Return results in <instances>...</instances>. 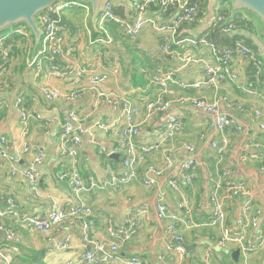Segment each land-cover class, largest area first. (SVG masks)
<instances>
[{"label":"crops","instance_id":"crops-1","mask_svg":"<svg viewBox=\"0 0 264 264\" xmlns=\"http://www.w3.org/2000/svg\"><path fill=\"white\" fill-rule=\"evenodd\" d=\"M103 0L100 5L102 9ZM114 14L122 19L136 18L134 9L139 0H114ZM200 15L195 25L183 26L182 34L187 37L207 35L217 46L231 47L236 36L258 51L243 35L247 32L264 35V26L259 24L246 11H233L230 2L221 0L215 10L213 19L204 30H199L207 16V0L200 1ZM82 7H71L60 15L61 55L57 58L42 59L41 69L29 65L38 55L42 44V22L39 28L41 36L36 44L32 33L16 26L8 35L0 34V136L7 141L10 154L14 155L24 148L33 150L39 147L45 152V160L38 168V194H32L27 180L10 175L12 165L0 160V210L4 211L12 202L21 214L36 215L44 218L54 204L66 207L67 204H84L92 210L93 226L89 230L88 240H84L80 220H70L62 228H52L48 233L24 227L9 218H0L4 228L13 230L20 238L17 253L11 254L4 243V233L0 235V250L11 254V264H87L84 255L100 253L94 246L107 250L111 242L107 234L109 223L120 226L129 219L135 220L138 229L135 235L121 244L117 259L112 264H124L132 257H138L147 264H264V242L257 244L251 253H239L237 260L231 256L236 248L220 250L216 240L220 237L218 228L209 226L212 211L210 193L217 182L227 178L242 182L256 206L264 211V161L256 158L258 148H264V130L259 128L262 119L255 116L256 110H264V90L262 98L244 94L239 84L221 83L216 87L193 89L172 85L171 93L166 96L169 108L152 117L147 116L146 105L154 101L157 90L150 83L151 78L159 72H176L180 83L194 84L204 79L206 66H214L215 58L208 47L190 48L184 44L173 46L172 52L164 54L159 51L162 33L153 26L144 27L134 40L126 38L120 27L106 23L99 24V16L94 19L92 8L81 2ZM99 11V13H100ZM84 12L85 22L79 23L80 13ZM178 8L168 11L158 6L146 9L144 17L157 25H169L178 14ZM217 17L233 21L236 32L223 36L215 22ZM88 23V24H87ZM249 23V26L247 24ZM245 24V25H242ZM26 30V37L16 30ZM201 29V28H200ZM9 31V30H8ZM111 39L106 44L105 38ZM260 57V56H259ZM55 65L59 70L69 73L68 79H59L49 73V67ZM233 69L238 72L240 84L252 82V66L235 56ZM84 69L85 75L76 78L73 70ZM106 76V80L97 85L92 78ZM55 91L58 97L49 101L45 92ZM78 92L75 101H66L62 96ZM21 97L23 106L39 120H29L23 124L19 112L15 109V100ZM202 99L216 104L219 112L226 114L234 125L223 134L215 132L210 124L214 115L196 109L191 100ZM183 100V101H181ZM129 103L137 111L134 117L139 125L136 143L139 146H154L156 149L146 155L145 162L136 170V177L125 186L115 188L106 186L88 196L76 198L71 190L58 179L62 171L76 168L86 182L92 178L95 182L108 183L111 176L120 174L122 156L106 158L100 148L108 150L113 143L111 131L99 127L101 121L112 123L120 129L124 125L123 103ZM240 106L242 110H238ZM76 113L85 130L76 163L62 155L60 127L66 114ZM178 116L183 121L182 131L169 140L164 139L167 119ZM46 121H49L47 124ZM235 127L241 131L236 132ZM227 139L229 147L218 161V155L212 142L217 147ZM184 144L195 149L189 154L182 148ZM172 151V152H169ZM167 153H171V167L161 176L154 178L151 188L143 184V179H152L147 172L149 166L161 169ZM33 154L27 153L17 163L20 169L26 168L32 161ZM189 159L194 160L196 168L190 185L182 180V166ZM175 184V188L173 187ZM181 199L188 202L190 215L185 216L178 209ZM164 204L183 221H190L193 227L186 228L176 223L174 233L167 230L169 222L156 216V206ZM242 201H235L226 206L227 224L235 226ZM69 237L71 244L65 251L56 250L51 239L60 240ZM175 238L189 247L180 258L169 246H176ZM252 242L255 238L251 237ZM210 252L208 255H205ZM163 258V260H161ZM3 264V262H2ZM94 264H100L97 260Z\"/></svg>","mask_w":264,"mask_h":264},{"label":"built area","instance_id":"built-area-1","mask_svg":"<svg viewBox=\"0 0 264 264\" xmlns=\"http://www.w3.org/2000/svg\"><path fill=\"white\" fill-rule=\"evenodd\" d=\"M200 1L201 0H139L134 7L137 16L131 20L117 17L113 12L111 1L107 0L103 3L99 13V24L101 26H104L106 23L115 24L120 27L126 38L134 40L143 31L144 27L150 25L163 34L159 46V51L161 53L169 54L172 52L173 46L184 44L190 48L199 46L208 47L215 58L214 66L205 67L204 79L191 85L180 83L174 71L159 72L154 75L150 83L156 88L157 95L154 101L146 105V112L149 117L157 113H163L169 108L170 102L166 99V96L171 93L169 88L175 84H178L182 88L191 87L193 89H201L208 86L216 87L221 83L239 84V88L244 94L262 98L264 90V60L256 54L251 46L247 45L244 39L235 38L231 47H220L211 42L207 35L192 38L182 34L184 25H195L197 23L200 15ZM150 6H158L163 12L174 7L178 8L179 12L169 25H157L154 24L152 20L144 17L146 9ZM71 7H82V5L79 1H57L49 10L40 16L42 22L41 49L38 55L30 61L29 65L36 66L37 70H40V65L43 63L42 59L46 57L57 58L61 55L62 39L60 36V15ZM215 22L219 32L223 36L234 35L237 31L233 21H226L224 17H217ZM25 31L18 29L16 33L22 37H26L28 33ZM1 41L0 39V43ZM104 42L106 44H111L112 41L106 36ZM235 56L248 62L253 68V79L249 85L240 84L239 74L232 66ZM49 73L62 80L70 77V72L61 71L55 65L49 67ZM72 74L76 78H82L85 75V70L76 69L72 71ZM105 80L106 76H96L93 77L91 81L93 85H97L103 83ZM57 97L58 93L55 91L45 92V98L49 101L55 100ZM62 97L66 101H75L79 98V94L78 92H74L63 95ZM191 102L196 109L206 114L214 115V121L210 124V127L215 132L223 134L227 128L234 125L226 114L218 111L216 104L207 103L202 99L191 100ZM237 108L238 110H242L240 106H237ZM15 109L19 112L23 124H26L32 119H41L40 116L33 115L24 108L21 97L15 100ZM122 109L124 112V125L120 129L115 128V126L108 121H101L98 124L101 130L105 132L111 131L113 139L112 146L108 150L100 148L101 154H104L106 158H110L114 155L122 156V169L120 174L111 176L108 183H97L92 178L87 182L83 180L75 167L70 171H62L58 175L59 181L63 183L67 189L71 190L76 198L88 196L92 192L104 189L106 186L120 188L128 185L136 177V170L145 162L146 155L156 149L154 146L137 145L136 138L140 131L139 125L134 121L137 111L127 102L123 103ZM255 116L258 119H262L259 128L264 130V110H256ZM46 123L48 124L49 121H46ZM182 129V119L175 115L170 116L165 124L164 139L169 140L173 138V136L182 131ZM235 130L236 132H240L241 128L235 127ZM85 133V130L81 127L80 117L73 111L68 112L60 127V140L62 143V155L70 158L74 164L76 163L78 151ZM212 147L216 149L218 161H220L225 155L229 143L227 139H223L220 147H217L214 142H212ZM182 148L189 154H194L195 152V149L187 144H184ZM257 148L258 152L256 158L260 161H264V148L260 149L259 146H257ZM27 153L33 154L32 161L26 168H18L17 163L22 159V156ZM172 155L171 153H167L164 166L161 169L154 168L153 166L147 168V172L150 173L153 178L143 179V184L145 186L151 188L155 183L154 178L161 176L171 167ZM0 160L6 161L13 166L10 172L11 176L24 178L28 182L31 193L38 194V168L45 160V152H43L41 148L36 147L33 150L24 148L22 151L12 155L9 152L6 139L0 136ZM195 168L196 165L192 159H189L182 166L183 173L181 178L186 185L191 184ZM173 187L175 188V184H173ZM209 197L212 205L209 226L219 229L220 237L216 240V247L218 249L225 251L233 247L236 248L239 253L248 254L255 250L257 244L264 242V211L255 205L244 183L232 181L227 178V174H223V179L215 184ZM235 201H242V206L235 221V226H229L227 224V212L225 208L226 206L230 207ZM178 209L181 210L185 216L189 217L190 209L187 200L181 199L178 204ZM156 216L159 219H164L169 222L167 230L170 233H174L176 223H181L186 228L193 227L190 221H183L180 219L177 212H172L163 201L159 202L156 206ZM0 218H9L24 227L45 233H48L55 227L62 228V225L70 220L82 221L84 219L81 223V228L85 241L88 240L89 230L93 226L92 210L81 203H69L66 207L54 204L47 216L41 218L36 215L21 214L19 210L14 207L12 202L9 201L7 209L4 211L0 210ZM137 229L138 224L132 219H129L125 224L120 226L109 223L106 230L111 242L107 250L104 251L100 246L98 247L95 245L94 249L100 253V256L97 258L94 253L88 252L84 255V261L87 264H94L97 260L100 264H112L117 259L121 244L129 241L135 235ZM0 232L4 233V248L15 255L20 243L19 236L13 230L4 228L1 223ZM251 237L255 238L254 242H252ZM175 241L178 243L183 242L181 238H175ZM51 242L56 250L62 251L67 250L71 244L69 237H64L60 240L51 239ZM168 249H172L180 258L185 255L184 248L179 245L169 246ZM209 253L210 252H207L205 255ZM11 254H3L2 261L4 264H11ZM161 260H163V258H161ZM123 263L147 264L146 262H142L138 257L129 258Z\"/></svg>","mask_w":264,"mask_h":264},{"label":"water","instance_id":"water-1","mask_svg":"<svg viewBox=\"0 0 264 264\" xmlns=\"http://www.w3.org/2000/svg\"><path fill=\"white\" fill-rule=\"evenodd\" d=\"M57 1H79L88 3L94 14V19L99 16L100 5L103 0H0V34L10 30L16 26H24L28 29L38 43L41 30L40 16L49 10V8ZM107 1V0H106ZM221 0H207V16L204 20L201 29L204 30L215 15V10ZM230 2L233 11H246L253 16L257 22L264 26V0H225ZM116 4L121 3V0H114ZM243 35L251 42V45L256 48L260 58L264 60V35H254L243 32ZM113 157V156H112ZM117 157V156H114ZM3 235V232H0ZM187 252L189 247L183 243L175 242ZM6 249L0 250V264H2V256ZM234 260L239 257V251L236 250L231 256ZM4 264V262H3Z\"/></svg>","mask_w":264,"mask_h":264},{"label":"rangeland","instance_id":"rangeland-1","mask_svg":"<svg viewBox=\"0 0 264 264\" xmlns=\"http://www.w3.org/2000/svg\"><path fill=\"white\" fill-rule=\"evenodd\" d=\"M84 19H87V20H88V17L85 16V13H84V12H81V13H80V16H79V18H78V22H79V23L85 22ZM253 20H254V18H253ZM254 23L256 24V21H255V20H254ZM87 24H88V23H87ZM9 32H10V30L4 32L3 34L8 35ZM261 59H262V58H261Z\"/></svg>","mask_w":264,"mask_h":264},{"label":"trees","instance_id":"trees-1","mask_svg":"<svg viewBox=\"0 0 264 264\" xmlns=\"http://www.w3.org/2000/svg\"><path fill=\"white\" fill-rule=\"evenodd\" d=\"M200 5H201V3H200ZM242 25H245V24H242ZM247 26H249V23L247 24ZM23 28H25L24 26H23ZM238 36H236L235 38H237Z\"/></svg>","mask_w":264,"mask_h":264}]
</instances>
